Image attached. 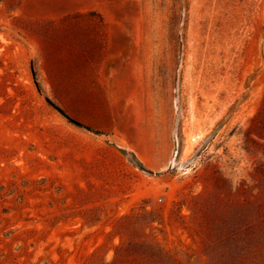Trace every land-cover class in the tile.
<instances>
[{
    "label": "rangeland",
    "instance_id": "1",
    "mask_svg": "<svg viewBox=\"0 0 264 264\" xmlns=\"http://www.w3.org/2000/svg\"><path fill=\"white\" fill-rule=\"evenodd\" d=\"M0 25V264H264V0Z\"/></svg>",
    "mask_w": 264,
    "mask_h": 264
},
{
    "label": "water",
    "instance_id": "2",
    "mask_svg": "<svg viewBox=\"0 0 264 264\" xmlns=\"http://www.w3.org/2000/svg\"><path fill=\"white\" fill-rule=\"evenodd\" d=\"M0 28H7L6 26L0 25ZM47 101L57 110H59L64 116H66L68 119L71 120V117H69L61 108H59L51 99L47 98Z\"/></svg>",
    "mask_w": 264,
    "mask_h": 264
}]
</instances>
